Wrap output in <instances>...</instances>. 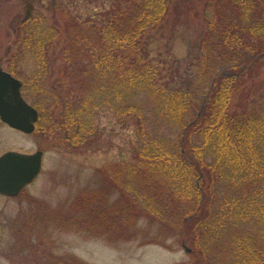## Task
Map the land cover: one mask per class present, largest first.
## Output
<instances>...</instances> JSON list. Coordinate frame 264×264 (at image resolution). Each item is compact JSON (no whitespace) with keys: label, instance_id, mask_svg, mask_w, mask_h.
I'll use <instances>...</instances> for the list:
<instances>
[{"label":"trees","instance_id":"obj_1","mask_svg":"<svg viewBox=\"0 0 264 264\" xmlns=\"http://www.w3.org/2000/svg\"><path fill=\"white\" fill-rule=\"evenodd\" d=\"M200 2L205 30L193 71L182 74L176 59L154 64L148 29L197 15ZM25 14L14 29L19 47L40 61L41 80L21 81L39 113L35 129L70 130L79 148L97 138L100 108L131 127L120 166L100 175L108 187L82 188L93 192V207L74 200L80 219L104 213L95 206L116 190L108 208L122 205L127 239L163 245L174 238L190 248L191 264H264V0H111L99 18L73 15L61 3L50 18ZM34 204L27 225L38 226L42 243L47 219L69 224L57 221L70 220L61 209L38 217L42 203ZM46 242L37 264H72Z\"/></svg>","mask_w":264,"mask_h":264},{"label":"rangeland","instance_id":"obj_2","mask_svg":"<svg viewBox=\"0 0 264 264\" xmlns=\"http://www.w3.org/2000/svg\"><path fill=\"white\" fill-rule=\"evenodd\" d=\"M60 3L71 14L75 13L82 18L88 14L99 18L111 6V0H0V67L10 71L20 81L23 80L24 86L28 85L29 78L34 75L37 76L36 80H41V75H37L40 61L32 52L19 47L15 24L26 15L27 10L30 15L41 13L50 18L53 8ZM198 9L195 16L189 11L186 17L181 16L179 22L169 18L165 24L148 29V49L154 64L162 58L176 59L182 74L188 76L193 71L195 66H191V63H196L194 57L198 35L205 30V23L200 15L201 2ZM172 23L173 29L170 28ZM260 74V78H264V68ZM93 121L97 126V138L89 136L85 140L87 143L79 148L74 147L70 130L68 136H65L63 129L51 132L47 127L45 133L35 129L25 135L0 122V155L10 150L33 152L38 148L44 153L41 171L32 183L16 196L0 195V264H37L34 259L39 255L34 254L32 243L38 244L39 254L43 256H39V261L44 262L47 256V238L53 242L48 249L55 256L64 255L72 264L74 256L87 264H191L190 248L182 246L174 238L166 240V244H171L172 247L154 242L142 243L140 239H127L124 236L125 225L120 221L122 205L120 210L118 202L112 204L113 207L116 206L114 210L108 208L111 199L119 197L116 190L112 193L113 196H109L107 203L95 206L100 209L102 207L104 213L100 212L101 215H98L99 213L90 209L88 220L80 219L83 211L74 209V200L89 203L90 206L86 205L87 207L92 208L94 205L91 203L93 192L89 193L82 188L88 186L95 190L100 187L101 190L108 187L105 184L106 178L100 180V175L108 174L103 170L112 164L120 166L129 148L131 127L126 120L115 117L107 108H100ZM111 182L120 185L119 179ZM34 200L42 203L38 217L44 213L52 214L53 211L58 214L59 209L70 217L69 220L63 214L58 216V222L69 223L65 226L57 225L53 221L55 216L52 220L47 219L49 227L40 237L44 243L38 239V231L35 230L38 226L30 230L27 225L30 212L37 207ZM44 209L46 211L43 212ZM74 222L78 228L72 225ZM81 222L85 224L83 230L80 229ZM53 224L56 226H52Z\"/></svg>","mask_w":264,"mask_h":264},{"label":"water","instance_id":"obj_3","mask_svg":"<svg viewBox=\"0 0 264 264\" xmlns=\"http://www.w3.org/2000/svg\"><path fill=\"white\" fill-rule=\"evenodd\" d=\"M21 82L0 68V120L10 128L31 133L38 111L20 91ZM42 151H6L0 155V194L14 196L38 174Z\"/></svg>","mask_w":264,"mask_h":264},{"label":"flooded vegetation","instance_id":"obj_4","mask_svg":"<svg viewBox=\"0 0 264 264\" xmlns=\"http://www.w3.org/2000/svg\"><path fill=\"white\" fill-rule=\"evenodd\" d=\"M34 254H35V251H34ZM36 254H38L39 256L43 257L42 254L40 255L39 252H36ZM33 261V260H32ZM34 262V261H33Z\"/></svg>","mask_w":264,"mask_h":264}]
</instances>
